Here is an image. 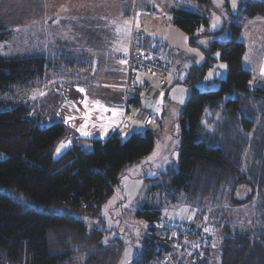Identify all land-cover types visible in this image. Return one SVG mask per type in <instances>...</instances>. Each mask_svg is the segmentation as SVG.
Wrapping results in <instances>:
<instances>
[{
	"label": "trees",
	"instance_id": "obj_1",
	"mask_svg": "<svg viewBox=\"0 0 264 264\" xmlns=\"http://www.w3.org/2000/svg\"><path fill=\"white\" fill-rule=\"evenodd\" d=\"M140 1L136 0L128 15L135 17L142 8L156 11L149 5L140 7ZM186 1L195 3L197 11L172 6L170 21L189 36L191 45L201 47L197 39L221 32L207 30L213 1ZM256 17H264V0H241L229 40H213L203 49L205 63L194 66L184 82L191 91L179 119L178 167L150 180L156 183L149 192L171 203L183 196L184 202L197 210V219L202 222L206 217L207 222H213V227L203 225L209 226L210 246L201 264H264V157H259L262 150L257 145L264 141V86L252 85L253 72L243 66L246 45L240 40L241 20ZM4 28L0 22V43L11 33ZM218 60L226 65L225 78L215 80V89L210 81L200 89L198 84ZM77 64L65 56L54 62L46 53L0 54V264L119 263L124 244L119 238L105 243L109 230L102 210L120 186L124 168L139 163L154 149V126L145 127V133L133 132V127L125 139L121 132L106 140L85 139L66 125L64 117L42 126V117L36 116L24 98H5L14 88L24 90L42 83L50 68L71 70L69 66ZM143 74L137 79L139 88L151 80L149 73L145 74L148 78H140ZM152 81L157 84L156 79ZM169 88L168 74V86L160 100L167 98ZM130 101L152 108L137 93ZM38 108L44 112L42 103ZM159 108L161 119L156 125L163 121L162 106ZM62 139L71 143L55 157ZM249 152L257 153L252 163L259 164V169L245 167ZM243 185L251 193L238 199L236 192ZM155 203L145 202L137 212L148 234L132 264H175L178 246L184 242L185 235L167 227L179 223L163 219ZM232 207L244 213L249 209L253 216H246L243 225L240 219L230 223L235 232L226 238L223 228L229 223L226 215L232 214L227 208ZM212 228L223 233L216 256L211 253Z\"/></svg>",
	"mask_w": 264,
	"mask_h": 264
},
{
	"label": "rangeland",
	"instance_id": "obj_2",
	"mask_svg": "<svg viewBox=\"0 0 264 264\" xmlns=\"http://www.w3.org/2000/svg\"><path fill=\"white\" fill-rule=\"evenodd\" d=\"M83 1L85 3L95 2L96 6L94 8L98 10L95 12L97 13L96 19L98 18L97 23L101 26L97 25L92 29H66L65 31L70 35L68 40H66L67 36L60 38L58 35L59 29L56 34V40L51 41L54 29L48 30L47 24L51 17L61 13V4L58 3V0H53V2L58 3L57 6L55 3L51 6V0H0V22L5 27L4 30L11 31L7 40L0 43L1 55L46 53L47 57L53 59L54 62L61 56L79 62L77 65L69 66L71 70L64 66L58 69L50 68L42 83L38 82L34 87L24 90L18 87L14 88L5 98L8 100H22L24 98L32 106L36 116L42 117L40 122L42 126L59 121L68 110H72L67 105L72 103L82 118L87 116V121L93 123L92 127L89 124L85 129L87 132L90 130L89 133H92L91 130L98 128L97 126L99 125V128L102 127V123L105 122L100 116L101 111L104 112V108L110 109L113 107L120 110L119 114L113 115L111 113L110 115V120L115 121L114 125H119L120 121L125 118L124 110L127 97L129 94L130 98L133 97L134 93L133 89L128 88L130 77L127 63L124 71L121 67L120 61L122 58L120 57L125 54L124 57L127 61L131 42L136 36L135 33L143 35L145 53L153 51L147 49V41L149 45H154L161 52L158 51L162 54L168 74H171V76L169 75L170 88L168 89L167 98H163L159 102L162 106L163 122L161 125H156L155 123L153 128V131L157 134L154 149L139 163L130 164L124 168L120 186L114 191L102 210L106 229L109 230L105 243L114 238L121 239L124 247L118 264H125V253L129 249L133 253L131 256L132 264L133 260L141 252L148 234L147 227H145L146 224L136 216L143 203L156 200L155 204H159L163 219L173 223H189L195 227L210 224L209 221L207 222L206 217H204L202 222L197 219V210L187 205L182 198L183 196L179 198L177 203H171L167 202L163 196L164 199H161L162 197L156 192H149L151 185L156 183L150 180L168 173L172 168L177 169L179 148L181 146L179 119L191 91L190 87L184 82L194 66H202L205 63L206 56L203 49L209 48L211 41L220 40L221 42H226L229 40L231 37L230 25L237 22L236 17L239 14L241 0H237L235 11L231 7V0H227L228 5L226 0H223L222 7L217 6L219 0H217V3L212 0L213 7L208 9L209 26L207 30L211 33L221 32L214 36L197 39V43L201 47L191 45L189 36L171 24V15L168 12L172 6L197 11V5L193 2L186 0H143L140 1V7L141 5L144 7L149 5L150 8H154L156 11L147 12L142 8L137 11L135 17H132L131 14L126 16L119 15V8L127 0H121V2L120 0H66V3L71 7L77 4L83 5ZM127 5H129L128 2ZM135 5L136 0H133L131 9L127 10V12L133 10ZM138 13L140 14L139 16L137 15ZM213 13L220 17V24L214 31L211 28L214 22ZM204 14L206 15L205 11ZM124 17L127 20H124ZM137 20H139V28L136 26ZM240 24L242 25L240 40L246 45L243 66L253 72V86H264V75H261V69L264 68V17L243 18ZM201 41H206V45L201 44ZM108 55L110 57H107ZM80 62H82V65ZM113 62L117 63L118 68L122 70L113 67ZM221 64L225 65L218 60L207 70L205 79L198 84L200 89L206 88L207 81H210L211 89H215L217 87L215 80L225 78L226 67L221 68ZM99 71L100 74L98 73ZM113 71L116 75L112 73ZM210 73L213 74L211 77H209ZM143 78H148V76ZM98 79L102 81L103 90L105 89V94L101 93L103 94L102 96L110 100L114 92L121 93L122 100L124 97V101L121 104L122 107L119 105L121 101H114V103L110 104L111 102L105 99V101L97 99V103L90 99L88 100L87 97H90L89 95L96 91V80ZM86 84L88 87L84 89L83 86ZM78 89H83V92ZM181 100L183 103L180 102ZM41 103L44 107V112L38 108ZM46 103L48 104L46 105ZM85 104L88 106L87 109ZM96 104L102 106L110 104L111 106L100 107ZM43 115L47 116L43 117ZM134 128L135 131L133 129V132L137 133H145L148 129L138 124ZM120 134L124 139L129 135L122 131ZM71 135L73 136V133ZM101 137H106V135H101ZM68 142L69 140L62 139L58 143L54 150L55 157L68 148ZM61 143H64L66 147L61 149L58 155L56 150ZM261 144L257 143L258 148L260 146V150H262L259 154L260 158L264 157V141ZM253 155H257V153L249 152V157L245 160V167H257L259 169V164L252 163V160H254L252 158ZM250 193L251 189L243 185L238 188L236 197L244 199ZM257 203L258 201L254 202L253 205ZM228 211H231L232 214L226 215L227 217L229 216V223H226L229 229L227 227L223 228L226 238L235 232V227L231 226L230 223L233 221L238 222L240 219L243 225L246 216L249 218L253 216L251 214L252 211L249 209H246L245 213L233 207L227 208ZM211 219L214 221L212 215ZM212 224L213 222L210 225L212 226ZM214 230L211 240V253L216 256L220 254L219 248L223 233L220 230L217 231L216 228ZM137 231H139L138 238L136 235ZM137 244H139V247H137ZM176 253L178 254L174 256L173 261L175 264L177 262L186 264L183 260L187 263L191 261V258L181 248Z\"/></svg>",
	"mask_w": 264,
	"mask_h": 264
},
{
	"label": "built area",
	"instance_id": "obj_3",
	"mask_svg": "<svg viewBox=\"0 0 264 264\" xmlns=\"http://www.w3.org/2000/svg\"><path fill=\"white\" fill-rule=\"evenodd\" d=\"M131 42L130 51L127 55V67L129 74L128 88L133 89L140 99L152 104V108L147 109L142 102L134 103L130 101V94L127 97L125 106V118L117 127L112 137L118 136L119 132H130L136 124L144 127H153L161 119L159 100L168 86V73L162 62L161 54L158 51L144 52L143 35L135 33ZM146 57H150L146 59ZM141 73L151 74V80L142 84L139 88L137 79ZM152 79L157 80L154 84ZM155 108V110H154ZM151 121V122H150ZM176 234L185 235L184 242L180 244L181 249L191 257V264H201L205 257L208 243V228H187L185 225H168ZM189 230V231H188ZM186 233L190 235L186 236Z\"/></svg>",
	"mask_w": 264,
	"mask_h": 264
},
{
	"label": "crops",
	"instance_id": "obj_4",
	"mask_svg": "<svg viewBox=\"0 0 264 264\" xmlns=\"http://www.w3.org/2000/svg\"><path fill=\"white\" fill-rule=\"evenodd\" d=\"M112 1H114V0H112ZM120 2H121V0H120ZM127 2L129 3V5L126 6ZM131 2H132V0H127L125 3H123V5H121V7L119 8V15L126 16L129 14V12H127V10L131 9L130 8ZM53 3H55V2H53V0H51V2H50L51 6L53 5ZM58 3L61 4V7H60L61 13H59V15H57V16L51 17L49 19L48 24H47L48 30L54 29V35L51 36L52 37L51 41L56 40V34H57L59 29L60 30H59L58 35L60 36V38L62 39V37L64 38L65 36H67L66 40H68L70 35L68 32L65 31L66 29H69V28H72V29H80V28L81 29L82 28L83 29H92V28H95L97 25L101 26L97 23L98 18L96 19L97 13H95V12H97L98 10H96V8H94L96 6L95 2H91V3L86 2L85 3L83 1V5L77 4V5H73L71 7L66 3V0H58ZM58 3H55V5L57 6ZM124 20H127V19H125V17H124ZM76 31H78V30H76ZM127 48H128V46H127ZM147 49L153 50V51L154 50L159 51L157 49V47H155L154 45H149L148 41H147ZM92 54H93V52H92ZM90 56H91V53H90ZM124 56H125V54L122 55V57H120V58H122V60H125ZM161 56H162V54H161ZM107 57H110V55H108ZM77 59H79V58H77ZM162 61H163V57H162ZM112 66L118 70L123 69L125 71V64H122V66H121L122 69H119L117 66V63H115V62L112 63ZM116 69H114V70H116ZM98 73L100 74V71ZM112 73L114 75H116V73L114 71ZM144 76L145 75H141L140 78H143ZM100 79H102V77H100ZM100 79L96 80V91L92 92L89 95L90 97H87L88 100L90 99L93 102L97 103V99H102V100L105 99L108 102H111L110 104L114 103V101H116V102L121 101V103L119 104L121 106V104L124 101V97L122 100L121 93L114 92L113 96L110 98V100H109V98L107 99L106 97L102 96L103 94H105V89L103 90L102 81ZM83 87H84V89H86L88 87V85L86 84ZM92 87L95 88L94 86H92ZM101 93H103V94H101ZM110 104H108L106 106L105 105L102 106V105H98V104H96V105L100 106V107H110L111 106ZM67 105L70 106V108H72V110H68L65 113L64 119H65V121H66V118H69V117H72V119L67 120V122H65V123L72 131H75V133L78 135V137H81V138H85V139L92 138V139L106 140L107 138L111 137L113 133H115L117 127L123 121V120H121L119 125L118 124L114 125L115 121L110 120V115L112 112L111 111H104V112L101 111L100 116H102V118L105 121L104 123H102L103 124L102 127L99 128L100 125L97 126L98 128H94L93 130H91L92 133H90V135L88 137H84V136H81L79 131H77V128H79L82 124L85 123V119L79 115V111H77V109L74 107V104L68 103ZM114 106L116 107V105H114ZM107 109H109V108H107ZM110 109H114V108L111 107ZM96 112H98V111H96ZM92 124H93L92 122L87 121V126L89 125L90 127H92L91 126ZM88 131L90 132V130H88ZM101 135H106V137H101ZM183 262L187 263L184 260H183ZM177 263H180V262H177Z\"/></svg>",
	"mask_w": 264,
	"mask_h": 264
},
{
	"label": "snow or ice",
	"instance_id": "obj_5",
	"mask_svg": "<svg viewBox=\"0 0 264 264\" xmlns=\"http://www.w3.org/2000/svg\"><path fill=\"white\" fill-rule=\"evenodd\" d=\"M214 3H217V0H214ZM217 6L218 7H222L223 6V0H219V2L217 3ZM231 7L235 11V9L237 8V0H231ZM137 15L139 16L140 14L138 13ZM213 19H214V22L212 23L211 28L214 31L218 27V25L220 24V17L216 16V14L213 13ZM125 23L127 24V22H125ZM136 26H137V28L140 27L139 20H137ZM200 43L206 45L207 42L206 41H201ZM218 56H219V54H217V57ZM148 58H150V57H146V59H148ZM120 63L121 64H126L127 61L126 60H121ZM220 67L221 68H225L226 65L221 64ZM169 75L171 76V74H169ZM212 75L213 74L210 73L209 77H211ZM261 75H264V68L261 69ZM78 90L83 92V89H78ZM161 95H163V94H161ZM180 102L183 103L182 100ZM87 107H88L87 104H85V108L86 109H87ZM104 111H112L113 115H117V114L120 113V110H118V109H107V108H104ZM69 119H72V117L66 118L65 122H67V120H69ZM84 119H85V123L82 124L79 128H77V131L80 132L81 136L88 137L90 135V133L85 130L86 127H87V119H88V117L85 116ZM134 131H135V128H134ZM68 143H71V142L69 141ZM65 147H66V145L64 143H61L60 147H58L57 150H56L57 154L59 155L60 152H61V149L65 148ZM125 206H127V205H125ZM159 226L162 227L163 225H159ZM145 227H147V225H145ZM136 235H137V238H138L139 237V231H137ZM137 247H139V244H137ZM132 254L133 253H132V251L130 249L126 251V253H125V264H131V256H132Z\"/></svg>",
	"mask_w": 264,
	"mask_h": 264
},
{
	"label": "clouds",
	"instance_id": "obj_6",
	"mask_svg": "<svg viewBox=\"0 0 264 264\" xmlns=\"http://www.w3.org/2000/svg\"><path fill=\"white\" fill-rule=\"evenodd\" d=\"M179 225H185L187 228H201V227H203V226H198V227H191L190 226V224L189 223H187V224H179ZM208 228V227H207ZM210 237V234H209V236H208V238ZM208 243H209V246H210V241L208 240ZM181 248V247H180ZM182 250V249H181ZM187 255V254H186ZM205 255H206V253H205ZM187 256H189V255H187ZM190 257V256H189ZM191 258V257H190ZM205 258V257H204ZM204 260V259H203ZM191 261H192V259H191ZM189 262V263H186V264H191L192 262Z\"/></svg>",
	"mask_w": 264,
	"mask_h": 264
}]
</instances>
